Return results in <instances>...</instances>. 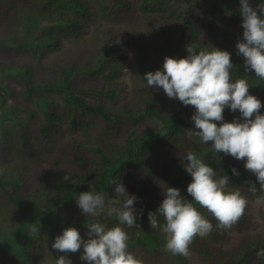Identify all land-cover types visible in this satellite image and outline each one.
<instances>
[{
    "label": "trees",
    "instance_id": "1",
    "mask_svg": "<svg viewBox=\"0 0 264 264\" xmlns=\"http://www.w3.org/2000/svg\"><path fill=\"white\" fill-rule=\"evenodd\" d=\"M258 2L250 0L253 7ZM86 10V0H0V57H20L22 62L0 61V159L15 147L24 153L36 140L48 144L67 136L42 166L20 159L0 163V264H43L42 258L55 264L54 236L73 226L86 238V224L93 219L81 213L75 194L92 185L114 195L108 185L114 176L138 197L139 226L123 227L129 251L142 264H264L256 255L264 248L263 236L248 234L227 247L228 230L217 229L204 209L201 214L214 229L206 237H194L187 258L166 252L162 233L151 229L147 218L167 186L191 199L185 191L191 177L182 162L187 152H194L217 176L226 173L230 187L247 204L257 199L264 219V192L243 162L215 153L210 143L189 135L194 109L168 98L162 89L147 87L143 79L145 72L161 67L164 56H184L187 44L197 50L212 45L231 53L232 78H246L250 93L264 103V80L244 72L235 49L242 37L239 0H104L99 22L81 50L42 64L46 50L60 46V35L82 30ZM121 23L130 26L135 49L128 87L118 79L122 42L116 25ZM238 115L224 111L226 120ZM6 123L17 128V142ZM233 167L238 176L232 175ZM65 175L71 179L64 181ZM96 219L116 223L106 215ZM248 223L246 207L231 228L244 229ZM79 256L69 253L73 264H86Z\"/></svg>",
    "mask_w": 264,
    "mask_h": 264
},
{
    "label": "clouds",
    "instance_id": "2",
    "mask_svg": "<svg viewBox=\"0 0 264 264\" xmlns=\"http://www.w3.org/2000/svg\"><path fill=\"white\" fill-rule=\"evenodd\" d=\"M239 16L242 37L235 42L236 52L243 59L244 72L264 80V0H259L256 7L250 0H239ZM185 51L180 57L164 56L160 68L145 72L147 87L162 89L168 98L191 106L194 110L188 134L199 137L203 144L210 143L215 153L242 161L264 192V103L250 93L246 78H232L234 64L227 50L212 45L197 50L195 45L187 44ZM225 109L238 113V117L226 120ZM182 167L191 177L185 188L191 199L178 188L167 186L156 210L149 211L147 218L150 228L162 233L164 250L187 258L194 237H206L214 229L200 209L215 218L217 229L228 230L244 214L247 200L238 189L230 187L226 173L217 176L196 153L187 152ZM231 173L239 175L235 167ZM63 179L69 181L71 177L65 175ZM109 184L114 195L97 191L92 185L75 194L81 213L93 219L86 224V238L73 226L63 227L54 236L51 248L59 254L53 258L55 264H73L69 253L77 252L86 264H142L129 251V235L123 227L139 226L140 213L135 207L138 197L129 194L115 176ZM252 190H256V184L252 183ZM101 215L114 217L116 223L109 226L97 220ZM256 255L264 258V248Z\"/></svg>",
    "mask_w": 264,
    "mask_h": 264
},
{
    "label": "rangeland",
    "instance_id": "3",
    "mask_svg": "<svg viewBox=\"0 0 264 264\" xmlns=\"http://www.w3.org/2000/svg\"><path fill=\"white\" fill-rule=\"evenodd\" d=\"M104 0H86V17L83 18V28L82 30L77 33V35H60V42L59 47L54 49H47L46 55L42 60V64L46 65L52 60H54L58 55L63 52L71 51V53H75L78 50H81L82 46L85 45L90 38L91 33L95 29L96 25L99 22V10L102 6ZM50 23V21H49ZM129 28L130 26L126 23H121L116 25V30L120 34V40L122 42L121 50H119V60L121 65V70L118 73V79L123 81L126 87L129 86V78H128V63L129 60L133 57L135 53V49L129 41ZM67 32V31H65ZM0 61L6 62L9 64H13L14 62H21L20 57H0ZM35 62V60H34ZM8 130L10 131L11 135L15 134L14 140L17 142V128L10 123H6ZM29 136L28 134H26ZM65 137H57L50 143L46 144L42 142L41 139L36 140L33 143V147L30 151L21 153L15 147L11 152H8L5 155L4 159H0V163H9L12 159H20L27 164L42 166V162L44 159L51 154H56L62 146L65 144ZM238 161V160H236ZM247 214L249 217V223L246 228L242 229H228L227 236L228 241L226 243L227 247H232V245L238 243L243 238H245L248 234H257L258 236L264 237V219L260 215V204L257 199L250 201L247 204ZM43 264H53L49 259L42 258Z\"/></svg>",
    "mask_w": 264,
    "mask_h": 264
}]
</instances>
